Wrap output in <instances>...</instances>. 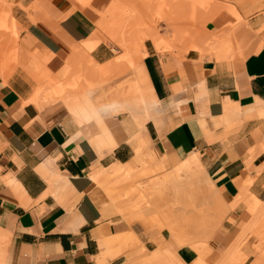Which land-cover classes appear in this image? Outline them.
Segmentation results:
<instances>
[{"label": "crops", "instance_id": "crops-1", "mask_svg": "<svg viewBox=\"0 0 264 264\" xmlns=\"http://www.w3.org/2000/svg\"><path fill=\"white\" fill-rule=\"evenodd\" d=\"M10 1L16 2L13 15L24 27V34L36 43L39 51L51 55V72L57 73L79 48L99 64L117 58L115 46L99 40L104 33L97 25L105 15L97 19L92 11L106 6V0H91L85 7L76 0ZM72 9L75 11L71 13ZM216 16L222 17L212 21ZM227 19H231L228 13L221 11L204 30L216 34L227 25ZM256 20L252 17L248 23L253 26ZM146 47L148 55L118 73L126 74L130 80L122 87L134 81L148 102L153 96L154 103L160 102L162 114L150 110L153 117L146 123V132H139L120 97V104L116 103V89H110L114 97L111 107L106 102L108 106L101 107L104 113H100L97 101L104 103L109 90H102L104 95L97 98L104 100L97 101L91 99L92 92L90 96L88 91L79 94L80 102L94 119L85 129L79 127L60 100L51 101L46 108L24 103L33 96L34 87L42 85L35 73L28 76L31 85L19 76L7 82L0 78V247L7 264H124V255L109 259L113 253L103 247L108 246L107 236L127 230L144 253L151 252L143 256L148 259L142 258V262H192L196 257L194 251L180 248L167 232L146 233L153 232L146 217L123 218L128 225L116 216L103 217L85 194L92 184L88 176L92 171L104 169L108 182L125 167L130 171L136 169L135 148L139 140L150 146V138L160 153L180 158L195 152L192 157L198 160L192 167L205 173L203 183L208 187L209 182L213 183L224 205L229 204L225 198L229 202L235 199L240 184L246 183L250 175L249 200L255 197L264 207V152L257 153L246 164L254 146L264 142V120L257 117L254 109L256 99L264 103V46L254 51L253 45L243 44L241 55L226 59L194 49L177 53L152 50L150 43ZM37 59V63L43 60ZM231 104L238 105L234 114L239 117L232 119L234 114L228 112ZM121 108L124 113H120ZM258 109L260 105L257 112ZM98 133L108 144L102 154L90 139ZM252 166L260 172L250 169ZM110 195L115 196L116 192L112 190ZM249 200L246 204L231 203L238 206L233 211L237 218L231 221L230 214L211 243L219 254H224L237 240L241 217L247 214L248 218H255L248 212L247 204L252 203ZM259 226L264 230V216ZM254 243L255 239L249 237L246 250L241 249L237 256L240 262L253 261Z\"/></svg>", "mask_w": 264, "mask_h": 264}, {"label": "rangeland", "instance_id": "rangeland-1", "mask_svg": "<svg viewBox=\"0 0 264 264\" xmlns=\"http://www.w3.org/2000/svg\"><path fill=\"white\" fill-rule=\"evenodd\" d=\"M90 1L81 0L79 5L85 7ZM106 1V6L92 8L97 19L102 18L104 15L107 16L108 13L104 14L103 12L111 3L117 0ZM156 1H159L157 2V4L159 3L158 5ZM160 1L163 2L161 3ZM15 3L10 0H0V67L9 69V74L12 73V77L19 76L26 80L29 85L31 83L27 80L28 76L36 74L42 80V85L34 87L33 96L29 97L30 104L46 108L51 101L60 100L67 107L73 118L75 116L66 100L74 94L79 96L85 84L90 81L98 83L92 89L91 95L94 98L100 96L102 90L107 91L117 88L128 79L126 74L118 73H121L126 68L133 67L148 55L149 50L146 47V43H150L152 50L155 48L164 52L181 53L185 51L186 53L188 50L194 49L200 53L208 52L216 59H226L234 55H241L243 44L246 43L248 46L249 44L250 46L253 45L254 51L264 46V0H127L126 6L122 11L110 13L115 18L123 21L119 37L112 38L106 33L100 34L101 36L99 37L100 41H109L115 46L114 57L117 58L105 63V67L102 68L98 76L90 75V71L95 70L96 64L91 63L86 56L77 58L71 75L65 78L62 74L63 67L57 73L49 70L48 63L51 55L39 51L36 43L24 34V27L13 15ZM24 9L27 11L34 10L32 7H24ZM71 11L74 12L75 9ZM221 11H226L231 18L225 21V23L228 22L227 25L222 27L216 34H212L214 31L208 32L204 30L208 22L222 17L216 16L212 20ZM252 17L257 19L253 26L248 23ZM251 41L253 44H251ZM39 57L43 60L37 63V58ZM81 59L86 60V63H82ZM7 71L5 69L7 77L5 79H10L11 75L9 76ZM5 79L3 78L2 81ZM73 83L77 84L75 89L71 87ZM121 87L116 92L119 93ZM51 88L52 90L58 89L59 94H54ZM109 93L112 96V93ZM106 95L105 101L110 104L112 97L110 98L109 96L110 101L107 99L109 94ZM79 103L83 105L81 102ZM255 104L256 115L260 118L257 112V107L259 106L257 99ZM236 109L238 110V105L231 104L228 112L234 113ZM122 116H125V114ZM235 117L239 116L234 114L232 119ZM149 145H145L139 140L135 148L134 164L136 169L134 172L138 171L142 164H147L145 158L150 159V162L148 161V164L143 166L145 170L142 167L139 170L141 172L138 171L139 173H136L138 181L142 185H138L139 183L133 181L135 180L134 178L125 176H122L123 182L119 186L106 185V179H101V186L107 188L108 198L116 200L120 195L126 194L129 200H135L138 205L136 208L138 213L134 212V215L127 216L129 213L126 212V215L124 213H116L113 216L126 223L123 217L127 219L131 216L142 215L148 211L152 220V223H150L155 233L147 230L146 233L149 232L154 235L167 232L170 239L169 231L178 230L180 226L182 227L181 223L185 221L182 212L183 206L179 205V193L176 191L178 187L184 186V194L189 195V193L195 192L197 193L195 195L196 198L201 197L196 200L194 208L188 209L190 213H195L196 215L193 217L192 225H187L184 230V233L189 234L192 238L190 243L196 254L195 264H246V260L240 262L237 256L241 249L242 251L246 250L249 237L255 239V243L252 245L254 251L253 264H264V230L259 226V220L264 216V207L255 197H250L249 200L248 188L251 182L241 183L242 187L235 199L229 202L225 198L229 204H221L222 198L218 190H207L208 185L203 183L205 182V173L197 170V167L193 168V165L190 166V159L195 152L180 158L174 154L160 153L155 149L150 138ZM259 146L261 145L257 144L254 146L251 157L253 155L255 157L257 153L264 152L263 147H260L262 149L260 150ZM149 147L150 150L155 152L153 159L147 153ZM139 166L141 167L139 168ZM252 168L257 174L260 172V169L257 170L256 167H250V169ZM250 169L247 170V174H249ZM263 170L261 169V171ZM192 178L196 180L197 186L191 191L188 189V184L193 182ZM245 187L246 189H244ZM112 190L116 192L115 196L110 195ZM170 199H173L174 202L170 203ZM248 200L252 202L247 204L248 212L252 213L255 218H248L247 214L243 215L241 217L240 231L236 235L238 237L237 240L229 245V249L224 254H219L212 248L211 243L214 234L230 214L229 219L231 221L237 218L233 215V211L238 206L236 204L231 205V203L237 201L238 204H246ZM126 225L128 224L126 223ZM106 238L108 246L106 248L103 247V249L109 248L113 253L109 259L124 255L126 257L124 264H143L145 261L142 262V258H147L143 256L151 254L149 251L144 253L135 244V240L129 236L128 230Z\"/></svg>", "mask_w": 264, "mask_h": 264}, {"label": "bare ground", "instance_id": "bare-ground-1", "mask_svg": "<svg viewBox=\"0 0 264 264\" xmlns=\"http://www.w3.org/2000/svg\"><path fill=\"white\" fill-rule=\"evenodd\" d=\"M77 1V3H80V1L81 0H76ZM126 2H127V0H117L116 2H114L111 6H110V8L108 9V11L106 12V13H108L107 14V16H105V18H104V20H102L98 25H97V27H98V30L99 29H101L102 31H104L103 33H106V34H108V35H110V37H112V38H116V37H119V34H120V30H121V28L123 27V21L122 20H120V19H118V18H115V16H113L112 14H110V13H114V12H120V11H122L124 8H125V6H126ZM155 2V1H154ZM157 2H159V1H156V4H157ZM161 2V1H160ZM163 2V1H162ZM161 2V3H162ZM155 4V5H156ZM159 4V3H158ZM157 4V5H158ZM159 7V6H158ZM165 10V9H164ZM72 12V11H71ZM162 12H163V10H162ZM165 12V11H164ZM66 15V14H65ZM67 16H68V14H67ZM67 16H65V17H67ZM238 26V25H237ZM171 28H172V30H174L173 29V27L172 26H170ZM98 32V31H97ZM175 32V31H174ZM74 50V49H73ZM184 53H185V51H184ZM73 54V53H72ZM83 56H86L87 57V59L91 62V63H93V64H96V68H95V70H92V71H90V75L91 76H94V75H99L100 74V71L102 70V68L103 67H105L104 66V64L105 63H107V62H105L104 64H99V63H97V62H95L90 56H88V54L85 52V51H83V50H81V48H79V49H77V50H75V53L72 55V57H71V59L67 62V63H65V65H64V67H63V69H62V71H63V76H65V78L67 77H69L70 75H71V73H72V69L74 68V66L76 65V62H77V58H82ZM102 65V66H101ZM5 69L6 70H8L7 71V74L10 76L11 75V77H12V73L11 74H9V69H7V68H5V67H0V77L3 79H5V78H7L6 77V74H5ZM9 79H5V81L7 82ZM128 80V79H127ZM128 81H130V80H128ZM127 81V82H128ZM125 82V81H124ZM122 83L121 85H125V84H128V83ZM133 83H134V81H132ZM79 83V82H78ZM131 84V82H130V85H126V86H124V87H121V90H119V93H120V95H119V93L118 92H115V96H116V93H118V97H116V99L114 98V100L116 101H118V99L117 98H119L120 100V102L124 105V107L126 108L125 109V111H128L129 112V114H130V117H131V119L136 123V125L139 127V132L140 131H143V132H145L146 131V123H147V121H149L150 119L152 120V117L153 116H151V114H150V110L152 109V110H155V111H160L161 112V114H162V110H161V108H160V106H159V104H160V102L158 101L157 103H154V102H156V99H154V102H153V98H154V96H153V98H152V100H151V102H148V100H146L145 99V97L143 96V94H142V92H141V89L139 88V86L137 85V84ZM81 84H82V82H81ZM81 84H80V86H81ZM96 85H98V83H96V82H92V81H90V82H87V84H85V86L83 87V90H85V91H88L87 93L89 94V93H91L92 92V89H93V87L94 86H96ZM113 85V84H112ZM121 85H119L118 87L120 88V86ZM78 86H79V84H78ZM73 89H75L76 87H77V84L76 83H73L72 84V86H71ZM101 88H102V86H101ZM105 88V87H104ZM116 90L118 89V88H115ZM115 89H113V90H115ZM176 90H177V88H175ZM83 90H82V92H83ZM113 90H109L110 92H112ZM51 91H54V94H59L58 92V89H54V90H52V88H51ZM50 91V92H51ZM98 91V90H97ZM118 91V90H117ZM81 93V92H80ZM102 96L104 95V92L102 91ZM114 93V92H113ZM78 94V93H77ZM92 94V93H91ZM107 94V93H106ZM109 95H108V98L107 99H109L110 100V98L112 97V96H110V93H108ZM180 94V93H179ZM31 96V95H30ZM59 96H61V95H59ZM89 96H90V94H89ZM109 96H110V98H109ZM107 97V95H105V98ZM114 97V96H113ZM112 97V98H113ZM102 98H104V97H102ZM102 98H92L91 97V99H96L95 101H97V99H102ZM149 99V101H150V99L151 98H148ZM102 100H104V99H102ZM113 100V99H112ZM65 101V100H64ZM94 101V102H95ZM111 101V100H110ZM115 101H113V104H115L114 102ZM116 102V103H118V104H120V102ZM80 100H79V97H78V95H76V94H74L73 96H71L69 99H67L66 100V103L67 104H69V106H70V110H71V112L74 114V116H75V120H76V122H77V124L79 125V127H81V128H87L91 123H93L94 122V119H93V116L89 113V111H88V109L85 107V106H83V105H81L80 103ZM98 103V105L97 104H95V105H97V107L99 106L100 108V113H102L103 112V110H102V108L101 107H103V109H104V106H106L107 104L105 103L106 101H104V103L103 102H101V101H97ZM148 102V103H147ZM172 102H173V100H172ZM24 103L27 105V104H30L31 102H30V100H29V98L28 99H25L24 100ZM96 103V102H95ZM111 103H112V101H111ZM110 103V104H111ZM150 103V104H149ZM153 105H152V104ZM233 103H236V102H233ZM238 103V102H237ZM121 104V105H122ZM156 104V105H155ZM171 104V103H170ZM177 104V103H176ZM184 104V103H183ZM186 104V103H185ZM188 104V103H187ZM109 105V104H108ZM107 105V106H108ZM150 105L152 106V108L150 107ZM156 107H155V106ZM171 105H173V103L171 104ZM181 105V104H180ZM259 105H260V110L258 109V112H259V117L260 118H262V119H264V103L263 102H260L259 103ZM115 106V108H117V105H114ZM119 106V105H118ZM155 108H154V107ZM177 106H178V104H177ZM109 107H111L110 105H109ZM120 107V106H119ZM118 107V108H119ZM167 107V106H166ZM69 108V107H68ZM113 108V107H112ZM123 108V107H122ZM121 108V109H122ZM172 108H173V106H172ZM239 108V107H238ZM258 108V107H257ZM98 109V110H99ZM177 109V108H176ZM230 109V108H229ZM106 110V109H105ZM104 110V111H105ZM107 110H108V108H107ZM169 110V109H168ZM237 110V109H236ZM112 111H113V109H112ZM116 112L118 111V110H115ZM119 111H120V108H119ZM123 109H122V111L120 112V113H124L125 112ZM155 111H154V116H155ZM160 112H159V115L161 116V114H160ZM234 112L236 113L237 111H235L234 110ZM104 113V112H103ZM108 113V112H107ZM110 113H111V109H110ZM157 113V112H156ZM113 114V113H112ZM232 114H234V113H232ZM102 115V114H101ZM104 115V114H103ZM110 115V114H109ZM114 115H115V113H114ZM71 116V115H70ZM108 116V115H107ZM106 116V117H107ZM112 116V115H111ZM164 116V115H163ZM103 117V116H102ZM106 117H104V118H106ZM109 117V116H108ZM114 117V116H113ZM159 117V116H158ZM154 118H156V117H154ZM164 118V117H163ZM163 118H161L162 120H164ZM191 118V117H190ZM156 119H158V118H156ZM158 120H160V118L158 119ZM166 120V119H165ZM165 122V121H164ZM158 123H160V122H158ZM157 124V123H156ZM162 124H163V122H162ZM161 124V125H162ZM158 127H160V125L158 124ZM163 127V126H162ZM163 129H164V127H163ZM89 130V129H88ZM87 130V131H88ZM164 131H165V129H164ZM138 132V133H139ZM90 133V131H88V134ZM90 135V134H89ZM91 137V136H90ZM163 137V136H162ZM91 139V142H93V144H94V146H95V148H96V150L98 151V153L100 154H102V152L104 151V150H106L107 148H108V144H107V142H106V140L104 139V137L100 134V133H98L97 135H95V136H93V137H91L90 138ZM92 144V145H93ZM259 145H261V146H259V148L261 147H263V150H264V142L263 143H261V144H259ZM258 148V149H259ZM260 148V150H262ZM147 153H148V155H151L152 157V159H153V157H155V152L153 151V150H150V147H149V149H148V151H147ZM147 153H145V154H147ZM143 156H145V155H143ZM147 156V155H146ZM145 156V157H146ZM101 157V156H100ZM144 157V158H145ZM148 157H150V156H148ZM146 159V161H147V164H148V161L150 162V159L149 158H145ZM148 159V160H147ZM253 159H255L254 158V155L251 157H248L246 160H247V162H246V164H249L250 162H252V160ZM197 157H195V156H193L192 157V159H191V161H190V166H192V165H197L196 163H197ZM145 160H144V162H146ZM143 161H142V163H144ZM146 163L145 164H142L141 166L143 167V166H146L147 165ZM198 165H199V161H198ZM141 166H139V168L141 167ZM179 166V165H178ZM186 166V165H185ZM141 167V168H142ZM141 168L139 169V170H141ZM144 168V167H143ZM138 169V168H137ZM96 170V169H95ZM134 170L135 169H133L132 171H130V170H128L126 167L125 168H123V170H121V172H120V174H117L116 176H114L113 177V179H110L107 183H106V185H109V186H111V185H113V186H119L122 182H123V179H122V176H125V177H129V178H134L135 180H133V181H135L136 183H139L138 185H142V184H140V182L138 181V175H136V173L138 174L139 172H141V171H135L134 172ZM144 170H145V168H144ZM143 173H144V171H142ZM136 175V176H135ZM140 175V174H139ZM88 176H89V178L91 179V181H92V184H91V186L89 187V188H87V190H86V192H85V194H87L91 199H92V201L95 203V205H96V207H98L100 210H101V212L103 213V217H109V216H113V214H116V213H124V215H126L125 213L127 212V213H129V214H127V216L128 215H134L135 213H138L137 211L138 210H136V208H137V204L135 203V200H133V199H131V200H129V198H128V196L126 195V194H122V195H120L118 198H116V200H112L111 198H108V196H107V191H106V189L107 188H104V186H101V179L102 178H104V179H106L107 177L104 175V169H101V170H98V171H92V172H90L89 174H88ZM136 177V178H135ZM60 179V178H59ZM193 179V178H192ZM79 180V179H78ZM193 182H191V183H189L188 184V189L189 190H191L192 191V189H195V187L197 186L196 184H197V182H196V180H192ZM210 181V180H209ZM247 181L248 182H251V177H250V175H249V177L247 178ZM86 186V185H85ZM151 186V185H150ZM152 188V187H151ZM150 188V189H151ZM211 189H216V187L213 185V183L212 182H209V187H208V189L207 190H211ZM150 191V190H149ZM149 191H147V192H149ZM176 191L179 193V205L181 204L182 206H183V216H184V218H185V221L183 222V223H181V225H182V227L180 226L179 227V229L178 230H172V231H169L170 233V237L176 242V244L181 248V247H188V248H190V249H192L193 251H194V248L192 247V244L190 243L191 241H192V238H191V236L189 235V234H185L184 233V230H185V228L187 227V225L188 226H191L192 225V221H193V217L196 215L195 213H190L189 211H188V209H190V208H194V206H195V202H196V200H198V198L200 199L201 197L199 196L198 198H196V194L197 193H189V195L188 194H184V192H185V190H184V186H180V187H178L177 189H176ZM73 195H74V193H73ZM72 196V195H71ZM73 197V196H72ZM75 197V196H74ZM73 199V198H72ZM78 199H79V196H78ZM78 199L76 200V201H78ZM74 200V201H75ZM169 202L170 203H172V202H174V200L173 199H170L169 200ZM129 211V212H128ZM131 212V213H130ZM135 212V213H134ZM134 213V214H133ZM122 215V214H121ZM123 216V215H122ZM142 216H145L147 219H149L150 221H151V223H152V220H151V218H150V213L147 211L146 213H144V214H142ZM124 219H125V217H123ZM107 219V218H106ZM188 221V222H187ZM173 247V246H172ZM174 248V247H173ZM146 250V249H145ZM144 250V251H145ZM195 253V252H194ZM196 258V257H195ZM195 261H196V259H194L192 262H190V263H187V264H195ZM0 264H7V263H5V257H4V253H2L1 252V250H0ZM143 264H149V262L148 261H146L145 263H143ZM158 264H161V263H158ZM164 264H173L172 262H167V263H164Z\"/></svg>", "mask_w": 264, "mask_h": 264}]
</instances>
